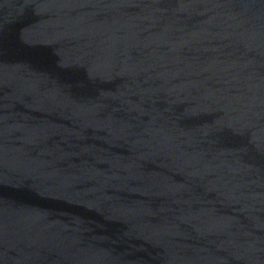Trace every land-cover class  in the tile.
I'll use <instances>...</instances> for the list:
<instances>
[{"label":"water","instance_id":"water-1","mask_svg":"<svg viewBox=\"0 0 264 264\" xmlns=\"http://www.w3.org/2000/svg\"><path fill=\"white\" fill-rule=\"evenodd\" d=\"M0 264H264V0H0Z\"/></svg>","mask_w":264,"mask_h":264}]
</instances>
